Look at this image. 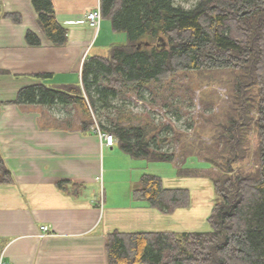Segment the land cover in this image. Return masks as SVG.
Returning <instances> with one entry per match:
<instances>
[{"label":"trees","instance_id":"16d2710c","mask_svg":"<svg viewBox=\"0 0 264 264\" xmlns=\"http://www.w3.org/2000/svg\"><path fill=\"white\" fill-rule=\"evenodd\" d=\"M32 4L47 38L63 47L67 33L54 17L52 1ZM100 9L102 21L123 34L125 44L112 47L106 57L86 60L81 86L23 88L13 104L77 106L83 132L97 125L131 158L171 164L173 155L160 148L165 140L150 136L146 126L127 125L131 118L123 112L117 113L116 124L102 115L96 121L95 114L114 109L112 102L125 90L160 88L179 73L224 72L232 78L223 84L226 106L207 121L216 130L214 139L199 144L190 166L184 164L175 172L180 178L212 183L209 231H113L107 237L109 264H264V0H198L190 9L175 0H100ZM25 39L32 47L40 45L31 32ZM5 73L0 69V75ZM252 127L257 133L254 165L245 168ZM13 182L0 155V184ZM68 185L62 181L57 187L65 191ZM132 197L168 214L187 208L191 195L187 189H165L161 175L145 173Z\"/></svg>","mask_w":264,"mask_h":264},{"label":"crops","instance_id":"0c3cea01","mask_svg":"<svg viewBox=\"0 0 264 264\" xmlns=\"http://www.w3.org/2000/svg\"><path fill=\"white\" fill-rule=\"evenodd\" d=\"M51 1L67 33L63 47L47 38L32 0H0V13L17 19L0 17V69L6 72L0 75V155L14 180L0 184V259L7 264H109L107 237L113 231L202 232L210 212L202 215V189L174 182L202 178H180L171 165H151L117 145L106 146L94 129L82 131L77 106L13 104L23 88L81 86L86 60L106 57L126 42L109 21L103 20L104 29L101 25L97 33L83 23L100 0ZM28 32L40 40L38 47L28 45ZM117 35L120 40H114ZM59 118L65 124H58ZM147 171L161 173L165 189L189 190L190 205L164 214L134 200L132 192ZM62 181L69 183L65 191L57 187Z\"/></svg>","mask_w":264,"mask_h":264},{"label":"rangeland","instance_id":"374dc122","mask_svg":"<svg viewBox=\"0 0 264 264\" xmlns=\"http://www.w3.org/2000/svg\"><path fill=\"white\" fill-rule=\"evenodd\" d=\"M175 1L177 5L190 9L198 0ZM101 25L104 29L103 22ZM108 35H111L110 32ZM115 39L120 40V36L117 35ZM105 54L103 52V55ZM231 79V76L224 72H207L202 75L187 72L179 73L160 88L145 87L139 92L125 90L112 102L114 109L101 111L99 114H95L94 119L100 121V115H102L116 124L117 113L123 112L124 117L131 118V122H126L127 125L132 123L133 126H146L152 131L150 136L165 140L160 148L162 151L172 154L173 161L171 164H160V166L158 164L156 166H172L173 170H178L184 167V164L193 162L192 157L197 155L196 148L199 144L208 145L214 139L216 130L212 128V123L209 124L207 121L211 115L219 113L226 106L228 91L226 85L223 84H229ZM101 84L106 85L105 82H101ZM80 119L81 117L78 118V121ZM64 121L63 118L57 119L58 124H65ZM248 139L250 155L244 162L245 168H251L254 165L253 151L257 143V133L254 127L250 130ZM150 164L153 165V163ZM186 166L190 165L187 164ZM147 172L148 174L152 173L151 171ZM153 172L161 174L156 173L157 171ZM174 182H176V186L182 182L185 184L181 186L193 187L194 183L199 184L197 189H202V215L205 216L211 210L215 196L210 181L205 179L202 181L177 179ZM105 183L108 186V183ZM209 229L207 223L202 222V231H209Z\"/></svg>","mask_w":264,"mask_h":264},{"label":"built area","instance_id":"2783aa9c","mask_svg":"<svg viewBox=\"0 0 264 264\" xmlns=\"http://www.w3.org/2000/svg\"><path fill=\"white\" fill-rule=\"evenodd\" d=\"M83 23H85L89 28L93 29L96 33L99 31L102 24V14L100 9V4H98V6L94 10L86 13ZM94 131L104 141L106 146L113 147L117 144V141L113 137V135L108 133L105 134L101 133L97 125H95ZM41 230L42 232H47L48 227H42ZM0 264H7V263L3 262L0 259Z\"/></svg>","mask_w":264,"mask_h":264}]
</instances>
